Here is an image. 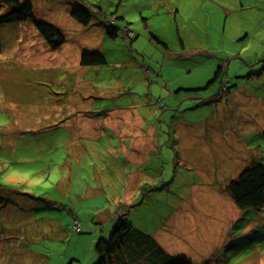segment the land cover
Instances as JSON below:
<instances>
[{
	"label": "rangeland",
	"instance_id": "rangeland-1",
	"mask_svg": "<svg viewBox=\"0 0 264 264\" xmlns=\"http://www.w3.org/2000/svg\"><path fill=\"white\" fill-rule=\"evenodd\" d=\"M20 1L65 42L1 28L0 264H97L120 219L190 264H264V207L215 205L264 165V0Z\"/></svg>",
	"mask_w": 264,
	"mask_h": 264
},
{
	"label": "trees",
	"instance_id": "trees-1",
	"mask_svg": "<svg viewBox=\"0 0 264 264\" xmlns=\"http://www.w3.org/2000/svg\"><path fill=\"white\" fill-rule=\"evenodd\" d=\"M71 16L84 26L91 24V16L84 10H74L71 12ZM16 22L31 23L37 30L38 36L52 50H58L65 42L64 34L57 27L35 18L33 8L30 4L23 3L20 0H0V54L3 51L2 26ZM109 27H114V24L109 25ZM109 34L113 38L116 37L114 32H109ZM165 54L172 59H182L197 55L207 56L209 55V50L207 48L194 50H186L183 48L181 51L176 52L166 50ZM105 63L106 60L101 53L85 52L81 56V65L83 66L103 65ZM223 73V68L219 67L214 79L208 85H214L220 79L222 80ZM221 86H224V84ZM180 90L182 91L183 89ZM196 91L202 90L185 89V92L188 93ZM215 98L219 100L218 94ZM154 182L157 183L158 180L154 178ZM226 193L234 205L242 210H257L263 208L264 165L255 163L251 167L244 169L236 179L228 184ZM76 221L80 223L79 220ZM76 221H73L72 230ZM81 227L80 223V231L77 234L81 233ZM235 246L236 244L232 243L227 245L228 248ZM104 247L108 249V255L106 257L103 256L97 264H134L138 261L143 262L142 264H190L184 259L169 255L152 236L136 232L131 224L122 219L118 221L110 240L108 242H100L97 249L102 253ZM5 253L6 243L0 236V262L4 259Z\"/></svg>",
	"mask_w": 264,
	"mask_h": 264
},
{
	"label": "crops",
	"instance_id": "crops-1",
	"mask_svg": "<svg viewBox=\"0 0 264 264\" xmlns=\"http://www.w3.org/2000/svg\"><path fill=\"white\" fill-rule=\"evenodd\" d=\"M141 14H143V11L141 12ZM108 22V21H107ZM133 32V31H132ZM166 50H169V51H181L182 49H177V50H170V49H168V47L166 46ZM168 57V56H167ZM216 72H217V70H216ZM216 72L214 73V76H213V78L212 79H214V77H215V74H216ZM224 74V73H223ZM219 82V81H218ZM210 86V85H209ZM187 89H190V87H188ZM196 89H198V90H203V88H200V87H197ZM195 89V90H196ZM217 94V93H216ZM216 94H215V96H216ZM135 149H139V143L138 142H135ZM228 202H229V205L225 202V203H217V201H216V204L215 205H219V206H221V207H223V210L221 211V213L223 214V215H225L227 212H228V210L230 209V208H232V207H234V204H232V202L230 201V199L228 200V199H226ZM214 204V203H213ZM214 205V206H215ZM227 205V209H225V206ZM214 208V207H213ZM247 261L246 259H240L238 262H236V264H242V263H244L245 261ZM260 263V262H259Z\"/></svg>",
	"mask_w": 264,
	"mask_h": 264
},
{
	"label": "built area",
	"instance_id": "built-area-1",
	"mask_svg": "<svg viewBox=\"0 0 264 264\" xmlns=\"http://www.w3.org/2000/svg\"><path fill=\"white\" fill-rule=\"evenodd\" d=\"M107 25H113V23H110L108 21ZM125 33H126L127 37H132L133 36V32L129 28H127L125 30ZM223 88L225 89V87H223ZM73 231H75L76 233L80 231V223L79 222H77V221L75 222L74 227H73Z\"/></svg>",
	"mask_w": 264,
	"mask_h": 264
}]
</instances>
